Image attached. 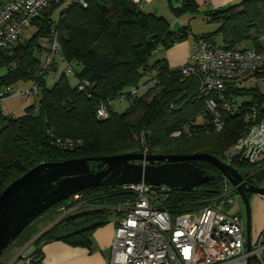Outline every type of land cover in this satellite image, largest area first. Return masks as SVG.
Instances as JSON below:
<instances>
[{
	"label": "trees",
	"instance_id": "trees-1",
	"mask_svg": "<svg viewBox=\"0 0 264 264\" xmlns=\"http://www.w3.org/2000/svg\"><path fill=\"white\" fill-rule=\"evenodd\" d=\"M65 1L54 0L32 22L29 39L23 37L10 55L1 54L0 67H5L6 73L0 77V90H8L10 96L9 87L14 83L37 85L34 95L39 99L19 117L0 115V194L40 163L142 153V134L147 154L206 153L221 160L222 153L253 123L248 116L251 107L256 106L257 120L264 121V93L257 88L238 87L239 82L229 85L226 91L234 99L241 98L240 102L236 100L242 107L241 114H224V128L214 131L209 116L204 113L197 78L183 76L180 67L169 68L162 58L152 60L160 50L167 51L187 41L191 34L188 27L174 31L163 17L142 10L134 0H85L83 5L71 0L54 19V12ZM180 1L177 7L168 1L174 16L198 12L197 0ZM203 15L219 23L215 33L222 38L221 47L240 49L245 45L244 49L255 50L264 47V40H260L264 35V0H243L204 10ZM53 31L59 47L56 53L52 52ZM191 39H208L214 43L211 33ZM55 54L62 65L66 63L71 68L72 74L67 76L63 67L55 83L48 87L49 74L57 70ZM50 55L53 63L47 67L45 60ZM152 71L157 85L122 114L115 113L110 103L122 91L140 84ZM253 76L264 77V72ZM71 79L76 80L75 85H71ZM82 81L89 87L80 90L78 84ZM100 105L106 108L108 118L96 117ZM199 116L203 121L197 120ZM175 131H181L178 138L171 137ZM192 164L214 178L190 191H172L165 203L167 207L190 211L224 194L230 198L231 185L212 164L200 161ZM234 168L249 183L259 184L264 176V161L261 166L240 164ZM78 195L80 198L75 200ZM133 197V192L123 186H104L84 189L55 203L40 216L71 206H76L79 212L59 221L34 242V250L28 254L30 264L40 263L41 246L47 242L62 241L74 247L90 248L92 232L110 222L112 208Z\"/></svg>",
	"mask_w": 264,
	"mask_h": 264
},
{
	"label": "built area",
	"instance_id": "built-area-1",
	"mask_svg": "<svg viewBox=\"0 0 264 264\" xmlns=\"http://www.w3.org/2000/svg\"><path fill=\"white\" fill-rule=\"evenodd\" d=\"M53 1L5 0L0 4V62L1 54H11L13 46L23 41L32 22ZM73 1L85 4V0ZM52 35V52L56 53L59 52L56 33L53 31ZM260 40H264V35ZM191 49L188 62L180 67L181 74L197 78L204 113L209 116L213 130L219 132L225 125L224 114L242 112L241 105L227 94V87L264 72V47L261 50L225 49L211 40L198 39L193 41ZM52 63L50 55L45 65L51 67ZM63 67L67 76L72 74L66 63ZM157 83L152 71L140 84L122 91L116 100L127 101L131 106ZM86 87L89 84L85 81L78 84L80 90ZM37 90L38 86L32 85L17 95L26 101ZM8 97V90H0L3 117L7 112L2 103ZM248 116L253 123L222 153L221 161L226 165H258L264 159V121L257 120L256 106L250 108ZM96 117L100 120L109 117L103 105L96 110ZM180 135L181 131L172 134ZM142 153L146 155L147 151ZM123 187L132 191L134 197L112 208L114 233L108 264H264V229L250 237L248 248L240 215L228 212L232 206L231 198L225 197L228 194L206 200L193 210L180 211L165 205L173 191L166 186L141 183ZM72 210L66 208L65 214ZM21 257L30 264L28 254ZM0 264H13V261L3 262L0 255Z\"/></svg>",
	"mask_w": 264,
	"mask_h": 264
},
{
	"label": "water",
	"instance_id": "water-1",
	"mask_svg": "<svg viewBox=\"0 0 264 264\" xmlns=\"http://www.w3.org/2000/svg\"><path fill=\"white\" fill-rule=\"evenodd\" d=\"M199 161L212 164L228 180L232 192L241 198L246 212L247 247L250 248L251 214L248 195L264 196V188L252 185L237 169L206 153H125L40 163L11 182L0 194V255L30 222L55 203L84 189L143 183L166 186L173 191H190L207 184L214 175L204 174L192 164ZM57 223H53L42 234Z\"/></svg>",
	"mask_w": 264,
	"mask_h": 264
},
{
	"label": "rangeland",
	"instance_id": "rangeland-1",
	"mask_svg": "<svg viewBox=\"0 0 264 264\" xmlns=\"http://www.w3.org/2000/svg\"><path fill=\"white\" fill-rule=\"evenodd\" d=\"M168 1L174 7L181 5L180 0H156L146 10L149 9L150 12L155 13L156 15L160 17H163L170 24L172 30L174 31H177L181 27H188V29L191 32L189 38H193V36H199V35L211 33L214 43L217 46L223 45L220 34L215 33L217 29H219V23L213 22L210 20L209 17L206 18L203 15V11L208 10L206 6H203V0H197V2H199V4L201 5L200 6L201 9L203 10H201L198 5V12L196 14H179L178 17L174 16L172 12L169 10ZM241 1L243 0H238L234 2L233 4H237ZM70 2L71 0H66L63 5L58 7V10H56L53 14V18L57 19L59 17L60 12L63 10V8H65ZM233 4H230V5H233ZM32 32H33L32 29H28L24 33V36H23L24 39L25 40L29 39V37L32 35ZM262 43L264 45V41ZM42 44L49 46V43L48 42L46 43L45 41H42ZM244 46L245 45H242L241 48H244ZM163 52L165 51L160 50L156 55H154L152 60H156L157 57H160L161 59ZM54 60H55V63H57V65L54 64L57 66V70L56 72H52L49 74L48 79H47L48 87H51L55 83L60 72L63 69V65H62V62L58 54L54 55ZM5 73H6V68L0 67V77L5 75ZM241 83H242V86L245 88H257L258 90H260V92L264 93V77L252 76V77H249L241 81L240 85ZM30 86L31 85L28 83H14L10 85L9 88L12 89V94L2 103V106L4 107V109L9 115L14 116V117H19L23 114L24 109L26 107L38 101L39 98L36 95L29 97V99L26 101L22 100L21 97L17 95L18 92H20L21 90L28 89ZM145 95H143L142 97H144ZM238 100H241V98H239ZM197 120L203 121L202 116H199ZM171 137L178 138L179 136L178 137L171 136ZM140 141H141L142 151L144 150L147 151L145 136L143 134H142ZM259 185L261 188H264V176L261 178ZM230 193H231L230 198L232 201V206L228 208V212L239 214L242 219V223L245 225V217H246L245 206L241 198L236 193L234 192H230ZM80 196L81 195L75 196V200H78ZM69 208L73 210L67 214H65L67 212L65 211L66 208L64 211L62 210V208H58L54 212L55 214L47 213V214H44L43 216L37 217L33 221V223H31L30 226L23 232V234L19 236V238L13 244H11V246L7 250L3 252V254L1 255V260L3 262L9 261L10 259L13 258L16 251L21 249L20 247H22L23 245H25L27 242H30V241L34 243L37 239H39L43 235L42 233L53 223L64 220L67 217L74 216L77 214V212H79L78 210L75 209L76 206H71ZM254 236L255 234L252 230L251 238Z\"/></svg>",
	"mask_w": 264,
	"mask_h": 264
},
{
	"label": "crops",
	"instance_id": "crops-1",
	"mask_svg": "<svg viewBox=\"0 0 264 264\" xmlns=\"http://www.w3.org/2000/svg\"><path fill=\"white\" fill-rule=\"evenodd\" d=\"M3 3L5 0H0ZM140 4V8L144 11L151 6L156 0H134ZM238 0H203V6L207 9H217L229 6ZM199 7L201 6L197 2ZM201 9V7H200ZM203 10V9H201ZM150 12V11H149ZM202 13V12H201ZM31 29V28H29ZM193 39L189 38L187 41L179 43L169 50L162 53L161 58L166 61L169 68H179L188 62L191 54ZM160 58V57H159ZM71 85L76 84V80H70ZM238 87L242 86L237 85ZM243 87V86H242ZM239 98H236L238 102ZM112 110L117 114H122L128 108L127 101L114 100L111 102ZM264 159L258 164L261 166ZM250 214H251V231L257 235L264 229V196H249ZM110 222L106 225L97 228L91 234V246L74 247L62 241H51L44 243L41 246L42 259L39 264H108L110 257V248L114 233V224ZM32 241L27 242L16 251L15 255L9 261L13 264H26L22 259V255L31 253L33 248Z\"/></svg>",
	"mask_w": 264,
	"mask_h": 264
},
{
	"label": "flooded vegetation",
	"instance_id": "flooded-vegetation-1",
	"mask_svg": "<svg viewBox=\"0 0 264 264\" xmlns=\"http://www.w3.org/2000/svg\"><path fill=\"white\" fill-rule=\"evenodd\" d=\"M252 185H259V184H256V182H254V181H251L250 182ZM260 186V185H259ZM251 196V195H250Z\"/></svg>",
	"mask_w": 264,
	"mask_h": 264
}]
</instances>
